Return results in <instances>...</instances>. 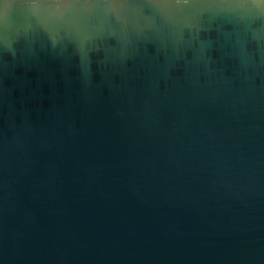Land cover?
Wrapping results in <instances>:
<instances>
[{
  "label": "water",
  "instance_id": "95a60500",
  "mask_svg": "<svg viewBox=\"0 0 264 264\" xmlns=\"http://www.w3.org/2000/svg\"><path fill=\"white\" fill-rule=\"evenodd\" d=\"M0 264H264V0H0Z\"/></svg>",
  "mask_w": 264,
  "mask_h": 264
}]
</instances>
